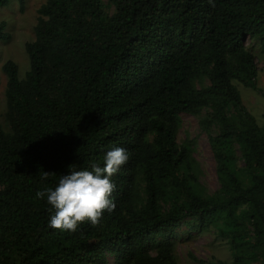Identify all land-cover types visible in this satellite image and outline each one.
<instances>
[{"label":"trees","instance_id":"1","mask_svg":"<svg viewBox=\"0 0 264 264\" xmlns=\"http://www.w3.org/2000/svg\"><path fill=\"white\" fill-rule=\"evenodd\" d=\"M8 35L0 20V38ZM247 38L264 53V0L41 3L24 76L3 63L0 264H177L181 223L228 242L231 259L218 264H264V123L237 85L256 87ZM204 107L202 124L216 129L213 191L199 187L189 145L176 137L180 112ZM113 147L129 154L112 177L115 210L97 227L50 228L55 209L36 192L71 169L103 167Z\"/></svg>","mask_w":264,"mask_h":264},{"label":"rangeland","instance_id":"2","mask_svg":"<svg viewBox=\"0 0 264 264\" xmlns=\"http://www.w3.org/2000/svg\"><path fill=\"white\" fill-rule=\"evenodd\" d=\"M45 0H9L0 5V20H5L8 37L0 38V124L9 129L6 119L5 88L7 75L3 63L7 59L14 60L18 65L19 76L23 77L29 68V57L25 44L34 38V25L38 17V7ZM108 13L113 11V5H107ZM246 45L255 54L258 74L256 87L252 88L237 82L244 105L255 115L260 123H264V53L256 38H247ZM197 87L208 84L207 78H197ZM208 108H202L196 113L180 112L181 123L176 137L180 144H187L192 157L191 171L198 177L199 187L213 191L219 186L216 163L209 143V134L216 131L215 127H204L202 120L208 115ZM239 153V151H237ZM241 163V162H240ZM173 253L177 264H218L217 260L230 261L228 242L218 235L214 229L197 231L188 224L181 223L174 231ZM201 259L204 262L197 260Z\"/></svg>","mask_w":264,"mask_h":264},{"label":"clouds","instance_id":"3","mask_svg":"<svg viewBox=\"0 0 264 264\" xmlns=\"http://www.w3.org/2000/svg\"><path fill=\"white\" fill-rule=\"evenodd\" d=\"M128 160L126 149L113 147L105 154L103 167L92 164L90 169H71L69 174L60 177L55 187L37 191L36 198H46L55 209L49 227L72 232L85 222L97 227L105 211L111 213L117 206L112 198L116 190L112 177ZM49 174L44 171L41 180H47Z\"/></svg>","mask_w":264,"mask_h":264}]
</instances>
